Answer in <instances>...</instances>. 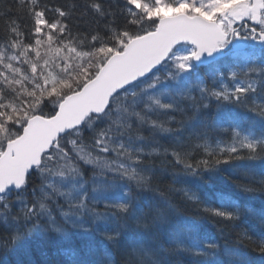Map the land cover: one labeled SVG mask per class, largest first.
<instances>
[{
	"label": "snow or ice",
	"instance_id": "obj_1",
	"mask_svg": "<svg viewBox=\"0 0 264 264\" xmlns=\"http://www.w3.org/2000/svg\"><path fill=\"white\" fill-rule=\"evenodd\" d=\"M77 10L96 28L71 25ZM211 102L217 113L203 124ZM188 108L203 127L190 125L184 138L175 114ZM173 122L179 138L163 152L140 134L145 126L172 133L165 124ZM209 127L230 142L213 144ZM201 152L208 158L196 159ZM157 155L193 177L264 159V0H0L4 247L26 251L35 233L53 249L45 264H172L170 255L190 264H254L249 245L264 256V227L232 239L181 217L152 187L158 169L145 160ZM151 191L157 195L134 194ZM169 191L200 203L187 188ZM203 211L240 220L238 202L223 197ZM250 211L264 225V210Z\"/></svg>",
	"mask_w": 264,
	"mask_h": 264
},
{
	"label": "trees",
	"instance_id": "obj_2",
	"mask_svg": "<svg viewBox=\"0 0 264 264\" xmlns=\"http://www.w3.org/2000/svg\"><path fill=\"white\" fill-rule=\"evenodd\" d=\"M83 4L85 0H53V3ZM82 10H77L74 13L71 25H80V31H92L96 28L94 17L91 14L85 15L83 19H77L81 15ZM102 26V23H101ZM75 31V28L73 29ZM204 71L203 68L200 69ZM208 103L207 101H205ZM250 106V105H249ZM182 107H184L182 105ZM240 112H247L246 108L241 107ZM217 113V105L215 102L210 103V107L202 110L199 119L203 124L211 125L212 119ZM250 118H256L254 113L248 112ZM197 117L195 110L188 108L183 114L176 113L175 120L177 122L184 121L185 127L181 132V136L187 138L190 134V125H193ZM155 119V117H153ZM162 120L166 119L161 117ZM197 129L203 127L200 123H195ZM165 127L172 129V133H164L159 130H152L145 126L140 129V134L146 138L153 139V146H161V152L164 147H169L173 139L179 138L175 133L181 129L179 123H166ZM209 138L214 144L216 140H223L227 144L230 142V134L223 133L222 130L209 127ZM258 131V129H257ZM247 155V153H243ZM207 159L201 152L196 156V159ZM146 164L155 165L158 169L152 181L153 189L158 188L164 192L172 203L177 205V213L189 221L197 224L202 230L220 235V229H224L226 233H231L232 239H235V234L242 230L248 231L252 235V229L259 231L264 225H261L257 216L252 214L259 213L264 210V159L258 157L256 159L234 160L230 164H221L214 167L212 170L202 172L199 176L193 177L187 175L183 170L173 163L171 158L167 160L163 155H157L145 160ZM86 178L92 175L91 168L86 172ZM38 183V181H37ZM187 188L192 193H195L200 200V203L187 201L182 193L169 191V189ZM244 188H249L251 191H244ZM138 194L141 199L151 198L157 195V192H141ZM221 197L226 200H234L239 204L240 220L235 222H226L218 217L204 212L205 205L210 207H218L221 203ZM100 210H103L102 208ZM15 211V210H14ZM235 225V227H234ZM10 235V230L0 222V264H18V261L24 260L31 264H45V261L53 259L52 246L42 240H38L35 233L29 235L26 240V251L14 249L11 245L4 247V243ZM249 245L248 241L243 242ZM167 247V245H166ZM254 245H249L248 251L254 264H264V256L259 252L253 251ZM168 259L172 264H190V258L187 256L170 255Z\"/></svg>",
	"mask_w": 264,
	"mask_h": 264
}]
</instances>
